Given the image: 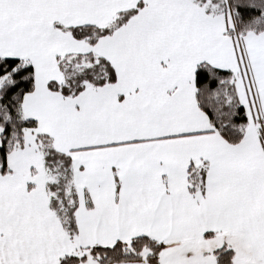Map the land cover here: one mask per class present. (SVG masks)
I'll list each match as a JSON object with an SVG mask.
<instances>
[{
    "label": "snow or ice",
    "instance_id": "obj_1",
    "mask_svg": "<svg viewBox=\"0 0 264 264\" xmlns=\"http://www.w3.org/2000/svg\"><path fill=\"white\" fill-rule=\"evenodd\" d=\"M0 264H264V0H0Z\"/></svg>",
    "mask_w": 264,
    "mask_h": 264
}]
</instances>
